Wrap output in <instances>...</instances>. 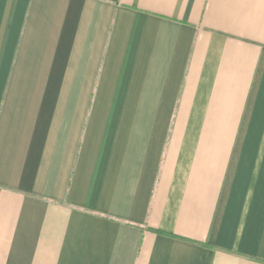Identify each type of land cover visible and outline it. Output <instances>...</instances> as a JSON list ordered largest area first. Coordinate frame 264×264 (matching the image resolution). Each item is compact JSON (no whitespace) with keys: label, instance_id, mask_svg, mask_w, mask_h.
<instances>
[{"label":"crops","instance_id":"crops-1","mask_svg":"<svg viewBox=\"0 0 264 264\" xmlns=\"http://www.w3.org/2000/svg\"><path fill=\"white\" fill-rule=\"evenodd\" d=\"M0 264H264V0H0Z\"/></svg>","mask_w":264,"mask_h":264}]
</instances>
